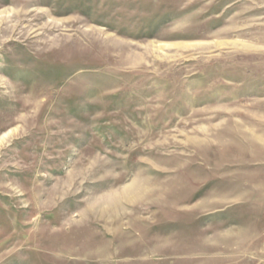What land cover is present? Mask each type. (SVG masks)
I'll use <instances>...</instances> for the list:
<instances>
[{
    "label": "rangeland",
    "instance_id": "1",
    "mask_svg": "<svg viewBox=\"0 0 264 264\" xmlns=\"http://www.w3.org/2000/svg\"><path fill=\"white\" fill-rule=\"evenodd\" d=\"M0 264H264V0H0Z\"/></svg>",
    "mask_w": 264,
    "mask_h": 264
},
{
    "label": "crops",
    "instance_id": "2",
    "mask_svg": "<svg viewBox=\"0 0 264 264\" xmlns=\"http://www.w3.org/2000/svg\"><path fill=\"white\" fill-rule=\"evenodd\" d=\"M245 240H240V241H238V243L235 245V247L236 248H245L246 247V243L244 242ZM206 245H204V247H206V248H208V247H213L214 245H210V243L208 244V243H205ZM220 245V244H219ZM216 246H217V244H216ZM220 246H222V245H220ZM192 247H193V245L191 246V249H190V256H193V251H192ZM188 253V254H189Z\"/></svg>",
    "mask_w": 264,
    "mask_h": 264
}]
</instances>
